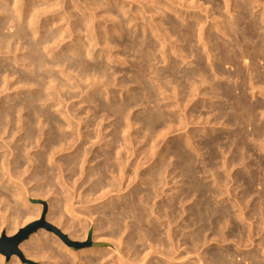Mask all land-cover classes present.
<instances>
[{"label":"bare ground","instance_id":"bare-ground-1","mask_svg":"<svg viewBox=\"0 0 264 264\" xmlns=\"http://www.w3.org/2000/svg\"><path fill=\"white\" fill-rule=\"evenodd\" d=\"M1 1L2 0H0V4ZM18 1L19 0H17L16 2ZM56 1L58 0H55V2ZM134 1L139 2L141 0ZM142 1L139 3L141 4ZM179 1L180 0H176L175 2ZM222 1H224L223 7L218 5L216 8L210 7L211 9H208V6V8L206 9V11L208 10L206 14L209 15L207 17V20H217L216 17H213L211 15H217L218 12H221V10L225 9V15L230 19L232 18V21L228 19V17H225L223 14V17L225 18L223 22L220 20L217 22L214 21L213 24H210L209 22L208 26H206L208 21L204 23L202 18H197V20H194L195 22H185L186 20L185 18L181 17V13H179L178 10H175V8H171L167 9L168 12L170 10L176 15H178L179 13V17L182 18V21H184L186 24L182 23L185 24L182 25L180 24V22L177 23L178 21L176 22L174 20H171L169 22V25L171 27V30H169L170 32L167 29H163V26H161V28H153L149 26L144 27L145 25L141 26L139 22L137 24V21H139L143 17H146L143 15L145 14V8L147 9L146 6L148 5H141L142 7H139L140 5L138 7H130V3L128 5L127 0H84L82 6H79V3H77L78 1L76 0H64L62 2L63 4H59V2H57V4L55 3L54 7L57 8L60 5H63L61 9H63L62 11L64 12V14L63 16H61V11H59L58 13L56 12L57 10H55L56 13L53 12V17L60 18L50 22V25H46L45 23L43 24V22H40L42 19H32V16H29V18L31 17V20L29 19V22H27V15L29 14V12L27 14V7L22 6L21 8V6L19 5L20 7H15L13 8V10H11V7L8 10V7H4L5 5H0V220L3 222H0L2 224L0 225V228L2 226H6L7 235L10 236L12 234H15L28 221L30 222V220L32 219H40L42 217V207L30 206L25 197L31 196L32 198L33 196L39 198L41 197V199L45 198V196L47 197L48 194L51 195L55 187L57 186H60L58 188L62 187V189L65 191L66 194L64 193L65 195L63 197L66 196L64 199L67 204L65 205L64 203V207L66 208L65 210L73 216L74 209L72 208L74 207H72L71 202L73 199V195H78V190H80L81 188L77 186L76 182H74V184L71 182H69L71 184L66 182L67 180L65 177L67 176L64 175L65 165H63L62 163L60 164L59 162H57L58 160H56L57 156L62 153L69 152L72 149L73 154H68L72 155L73 157H70L71 159L65 162L67 164V168H70L69 170L70 173L72 172V174L76 171L74 170L75 168H77L76 166H83L89 162L88 157L90 154H92L93 157L100 159V164L97 166V168H95L96 170L94 176H99L101 180H98L101 184L97 182L98 187L92 189L93 196L95 195V193L99 195L97 192L99 190L101 191L102 189H105V185L111 186L112 191H118V193L122 194L125 189V182L130 180L129 185L126 188L129 190L125 195L126 197L129 196V199L125 201L123 205L121 204L120 206H116L114 204V201L117 198L124 199V196L117 195V198L109 196L110 200L109 198L107 200L109 201V205L104 204L103 208H101L100 206L101 209L99 213H101L102 219L99 221L100 223L96 222V224H98H95L96 227L93 236L95 240H98L100 239V233H103L104 236L110 235L114 239H116V241H114L117 243L112 241V237V240H109H111V243H113L114 245L116 244V246L119 247V250H117V252L119 253L118 257H111L110 255L113 254H111L112 251H102L103 249L100 250L95 248H87L80 253H76L75 251L64 246L61 240L56 235L43 230L38 232L37 234L31 235L28 240L24 241L20 245L19 249L24 257L33 260H41V264H51V262H54L55 264H236L232 260L234 259L233 253H231V251L229 250L226 252H207L206 254L208 255V258L206 254L204 256V254L199 253L197 261H191L192 259L188 257L190 253H198L200 252L201 248L203 249L207 245V243L209 244L211 237L208 236V233H210L209 235L213 236L214 239L219 238L220 240L221 238H223L226 240L228 237L233 236V234L235 235V233L237 232L236 231L232 235H229V232L226 234V232L222 229V226L225 223V220H223V218L227 215H223V208V211L221 210L222 212L216 209L218 207H215V205L217 206L218 203H214L215 199L208 198V195L210 194L213 196V192L216 191V189L214 190V188H210V186H208V184H205V181L203 183L201 179V176L206 175L209 171H206L207 173L204 172V174H202V172L205 171V169H210L204 167V170L203 168L202 170H200V167H196L197 165H195L197 162L194 161L195 157H193V155H195L196 153L199 154L197 150L198 148L196 149L198 145L195 147L191 143V140H186V145H184L183 143L185 147H180L175 150L174 155L179 160V162L176 165H173V171L170 170L171 165H168V162L167 164H162L161 167H156L157 160L160 161L163 158L165 159L166 152H161V150L163 149H161L159 152V147H157L158 145H153L152 148L149 147L151 149L145 154L148 157L150 156L149 159L151 158L154 161L149 164L145 170H142L143 172L145 171L144 173H142L141 169L144 167L143 165L146 166V164L144 163L142 165V161H138L139 157L144 155H141L142 152L140 148H136L135 143H137V138L134 136V133L137 131L135 128L137 127L138 122H136L137 120L133 122V116H131L130 112L135 107L142 105L145 102H149L150 104L153 100L157 99L159 94L163 96V100L159 101L158 104H161L160 102H164V100L170 101L174 99H176L177 103V100L180 101L181 96H183L184 100L181 99V102L184 101L185 104L188 102L190 105L191 102L196 99V97L202 96V92H205V89L209 88L211 89V92H205V94L206 96H209L210 100H216L222 96V98L224 97V99L230 101L228 106L226 105L218 107H215L217 104H215L214 106V103H208L210 106H214L213 108H216V110L218 111L217 116L221 118L226 117L228 119H226L227 122H231L232 124L234 123V125H241V127L246 125L248 126L249 124H251V122L254 121V119L257 117L255 116L256 109L253 105H251L252 102L250 103L247 91L244 88H246V86H249L247 88L250 90L253 88L254 81L263 79L262 74H260L262 77L258 75V71L259 69L264 70V0ZM198 3L199 2L197 0L195 4ZM172 5H174L173 2ZM127 6H129L130 8L128 9ZM149 6H151V4H149ZM198 7L202 9L203 6ZM257 8H260V10L256 11L255 9ZM51 10L54 11L53 9ZM149 10L148 13L151 12ZM224 11H222L221 13H223ZM234 11L235 14H233ZM4 13H6L7 15H5ZM41 14H43V12ZM51 14L52 13H50V15ZM157 14H159L158 11ZM5 20L7 22V26L9 25V27L7 28L8 32H6L5 28L2 27V24ZM13 29L15 30L13 31ZM212 30H216L214 34H212ZM113 33L116 34V37H112L111 34ZM176 36H178L177 40L174 39L175 42H171L172 39ZM152 38H154L155 40L157 39V44L156 42H154L155 40H152ZM182 42L185 43L184 49L179 50L177 46L179 43L181 45ZM174 44L176 45V49L173 50L174 52H171V48ZM120 49H124L126 51L128 50L127 53H129V51L130 53L133 52V62L136 60L135 58H137V62H139V65H136L135 63L134 64L136 69L138 68V71H135L137 75L136 73L134 74L136 76L134 77V79L132 78V81L141 87V89L144 91V95H142L143 92H141L142 96L140 94H137L128 102H120L119 100L111 101L110 99L109 104L107 105H105V102L104 104H102L103 102L100 101L101 99L99 98L100 104H98L97 101L99 96H109L111 95V93H113L112 89L116 90V88H119L124 91L125 88L128 87L125 84V81H121L118 83L116 82V79L111 81L109 78L113 77L112 75L114 74L112 73L110 77L106 75L110 67H108L106 64L99 63L98 60L99 58H101L102 60L107 61L105 62L107 64L112 63L124 65L128 60H126V58H120ZM157 52L162 55V62H165V64L168 65V68L171 67L169 69V72L163 69H159L157 66H155V62L159 60L155 56ZM216 53H220L221 58H217ZM192 56H195L193 57L195 59L198 58V66H195V68H190L189 66L188 69H185L186 67L182 68L181 64L186 62L187 66V62L189 61V59H192ZM219 56L220 55L218 54V57ZM90 60H98L99 64L95 61L97 64L94 63L90 66ZM194 64H196V61ZM226 65H230L231 67L233 66L236 69V72L234 73L239 79H242V81H238L240 84H237V82H235L236 78L233 79V84H224V82H221L225 75L231 76L230 79H232V75L228 74V72L230 71L227 72L225 70ZM111 69L113 68H110V70ZM89 72H91V75L87 74ZM148 74L155 75V77H152V82L148 80ZM247 74L248 76H246ZM164 75L167 76V79L169 78V81L165 80V83L163 82ZM106 76L109 78H107ZM228 76L226 77L228 78ZM171 85L175 86L172 87ZM260 86H262V84ZM85 87H88V90L85 93L86 95L83 92L85 98L83 96L81 100L82 104L86 105L88 101H94L96 95H98L97 100H95L96 105L98 104L96 106L97 108H99L98 111L102 112V114L104 112L105 117L111 115L112 118V116H114L115 130L112 133L113 135L111 134L112 139L109 136L110 134H107V132H105L108 128L105 129V126L103 124H99L102 121L98 123L97 121L99 120L93 121L91 117L86 116V118H82V116L84 115L80 116V113L77 114L78 109H75L77 104L73 106L71 105L72 107L69 105L71 108L68 111L66 109V113L62 112L64 110V107H66L64 106L66 105L65 102L67 103L68 99L71 101V99L76 97L74 91H79L80 89L84 90ZM255 88L256 86L253 89ZM262 89L263 88H261V90ZM169 90L172 91L170 92ZM257 90H260V88ZM25 92H29L30 94L24 99L22 98L19 101H15L16 96L14 95L18 96L21 93L23 94ZM80 94L82 95V91L80 92ZM65 98L66 101L64 100ZM106 99L108 102V97H106ZM177 104H179V102ZM181 104L182 103H180L179 105ZM200 104L202 105L203 103L201 102ZM260 105L258 107V110L260 108ZM162 107H165V105ZM185 107L187 108V106ZM54 110L56 111V113ZM82 110L84 111V108H82ZM211 110L213 109L211 108ZM158 111L160 112V110ZM169 111H171V108ZM183 111L185 112V110ZM75 112L77 113L75 114ZM157 112H151L147 116L146 121L142 125L145 131L147 130L150 133L156 132V124L161 118L165 117V115L164 117L162 116L166 111L163 114H157ZM180 112L182 113V111ZM213 112L215 113L216 111ZM166 113L165 114L168 115V112ZM56 114L63 115V119L60 120L59 118H57L59 116H57ZM96 114H94V116L92 117H94V119H99L100 116ZM262 114H260V117ZM177 116L181 118L179 114ZM184 116L186 118V115ZM105 117L101 116V118L104 119ZM166 117L170 116L168 115ZM221 118L220 121L222 120ZM214 119H217V121L214 120V122H216L217 124L218 117H214ZM175 120L177 121V119ZM165 121L166 120H164V122ZM181 121L182 118L179 121V124ZM95 123H98V128L97 130L95 129V132L93 130V133H91L92 131H89L88 129H90V126L93 127ZM184 123L185 122H181V126L182 124L184 125ZM168 124L166 123L165 126ZM254 125L257 126L256 123ZM170 128L168 127V130ZM160 129H158V131ZM164 129H162V131ZM177 129L178 128H176V130ZM262 131L257 130L256 132L257 134H259V136H261ZM243 132V130L242 132L240 130V134H237V137L238 135L242 136V141L245 137V133ZM159 135L162 136L163 134L161 133ZM248 136L250 137V135ZM203 138L204 140H206L205 137ZM219 138L220 137L218 136L210 137L205 141L206 148L212 149L210 151H213V153L210 154L211 156H215L219 151L221 152V150L217 151L218 149H220V146L222 148ZM256 142L257 141H255V143ZM142 143L143 142H141V144ZM152 144L155 143H153L152 141ZM199 146H201V143ZM187 149H192L193 151L190 152L191 150L188 151ZM192 153L194 154L192 155ZM225 153L227 154V152ZM128 154H130L129 156H131V158L134 157V164L133 162L130 163L131 160L129 159L131 158L127 156ZM219 154L220 153L216 155L218 158L220 157L218 156ZM148 157H146V159ZM10 158H12V160H10ZM210 162L214 163L213 161ZM244 162L245 161H243V163ZM215 163L213 164V169H216L214 168ZM229 164L230 163L228 162L227 164H225V161L224 163H222V165L226 168ZM241 164L242 163H240V165ZM72 165L74 166V169H72ZM222 168L223 167H221L220 169L222 170ZM213 169H211L212 172L214 171ZM232 169L230 170L232 171ZM175 170L179 172V177L176 176V178H181L182 182L181 186L177 188L176 186H173L175 188V191L177 190L176 193L172 192V189L174 188L170 187V177L173 176ZM218 171L219 170L214 172H217L219 174ZM217 173H213L211 177L214 176L215 179H213L214 181L216 180L213 184H217L220 186V184H222L220 182H222L224 178L220 176L222 177L221 179ZM226 173H223L224 176ZM74 174L76 175V173ZM82 174L84 175V173ZM110 175H113V179H111L112 181H106L107 177ZM72 176L73 175L70 174L69 177H67L69 181H71ZM85 176L89 178L90 175L86 174ZM229 176L230 175H228V179H231V177ZM233 178L234 177H232V179ZM63 180H66L65 182L68 184L67 186H72L71 189H73L71 190L69 187L68 190L67 187L63 186ZM226 180H223V183L225 182L227 184L229 180L227 182ZM106 182L108 184H106ZM32 183H35V186L30 188V186L33 185ZM98 184H100V186ZM174 184L178 185V182H175ZM139 186H144V188H139ZM225 188L223 187L224 190ZM211 189L214 191H212ZM70 190L72 191L71 194L68 193ZM170 191L172 192V194H170ZM228 192H226L227 195ZM107 193L105 194L110 195ZM220 193L221 192L219 190L217 198L220 196ZM226 193L224 194L226 195ZM193 195L198 199L194 205L191 204V202H193ZM102 196L103 197L101 200H103L104 198V195ZM230 196L228 195V197ZM105 197L107 198V196ZM158 199H162L160 202L161 204H159ZM10 202L14 203L11 204ZM262 203L263 202H261V204ZM52 205L49 206L50 211L46 219L49 222H53V224H56L58 228L61 227L64 233L73 231L74 234H71L70 238H75L76 235L79 236L81 233L78 235L77 230L79 231L78 228L84 227L85 224L81 226L79 223L80 226L77 225L75 223V220L78 217L76 216V218L73 216L75 218V220L73 219L74 221H63V217L59 216V213L54 212L55 208H53L54 205ZM263 205L264 204H262V206ZM232 206L234 205H231L229 207ZM257 207H254V210H256ZM256 211L253 212L255 213L254 215H257L258 212L256 213ZM233 212L234 211H232V213ZM260 212L261 211H259V213ZM80 213L81 210L80 212H77V214ZM220 213L222 215H219ZM259 213L258 215H260ZM79 216H82V214ZM226 221H228V219ZM261 221L263 222V220ZM230 222L232 223V221ZM93 223L95 222L93 221ZM260 224L262 225L261 222L259 223V226ZM261 227L263 226H260L259 228ZM84 228H86V226ZM84 228L81 229L83 230V232L85 230ZM251 229L252 228H250L249 231L245 229V231L247 232H243L242 229H237L238 233L240 234V236H238L241 237V235H246L247 239L252 243L251 240H255L254 238L256 234L259 233V230L261 229H258L259 232H257L255 228H253L252 230ZM255 232L257 233L255 234ZM105 239L107 238H104L103 240ZM247 239L245 241L246 243ZM254 243L255 241L252 245H254ZM258 244H264V237L261 238V242H259ZM260 245H258V247ZM256 249L259 250V248ZM259 253L260 251L249 254L247 253L244 255V258L245 260H251L252 264H262L264 259L260 260V257L262 255ZM155 258L157 259L156 262L154 261ZM16 259L17 257L14 256L12 258L11 264H20ZM0 264H4V258L2 255H0Z\"/></svg>","mask_w":264,"mask_h":264},{"label":"rangeland","instance_id":"rangeland-1","mask_svg":"<svg viewBox=\"0 0 264 264\" xmlns=\"http://www.w3.org/2000/svg\"><path fill=\"white\" fill-rule=\"evenodd\" d=\"M3 1V2H2ZM1 1V4L2 5H5L4 7H8V10L12 7V9L11 10H13V8H15V7H18L19 5L21 6V8H22V6L23 7H27V14H28V12H29V14L27 15V19H28V21L27 22H29V19L31 20V17L29 18V16H32V19H34V18H36V19H38V20H41L40 22H43V24L45 23L46 25H50V22H52V21H55L56 19H59V18H55V17H53V12H55V10H57L56 12H58L59 13V11H61V13H60V15L61 16H63V14H64V12L62 11L63 9H61L62 7H63V5H60L59 7H54L55 6V3L57 4V2H59V4H63L62 2L64 1V0H58V1H56L55 2V0H45V1H42V0H19L18 2H21V3H18V2H16L17 0H7V2H6V0H2ZM11 1V2H10ZM76 1H78L77 3H79V6H82L83 5V1L84 0H76ZM80 1V2H79ZM142 1V0H141ZM141 1H139V2H141ZM144 1V0H143ZM142 1V3L140 4L139 2H136V1H134V0H127V3H128V5H129V3H130V7H133V6H135V7H138L139 5V7H142V6H146V4L149 6V4H151V6H146L147 7V9L149 10V8H150V10L149 11H151L150 13H148V10L145 8V14L143 15V16H146V17H143L142 19H140V20H142V21H137V24H138V22L141 24V26H144V27H146V26H149V27H153V28H161V26H163V29H167L168 31L169 30H171V27H170V25H169V22L172 20H174V21H178L177 23H179L180 22V24H182V23H185V22H195L194 20H197V18H202V20L204 21V23H206V21H208L207 22V24H206V26H208V23L210 22V24L212 23H214V21L215 22H217V21H224L225 20V18L223 17V14H224V16L225 17H228V16H226L225 15V9H223V10H221V12L222 11H224L223 13H221V12H218V14L217 15H211V16H213V17H216V19L217 20H215L214 19V21H212L211 19L209 20H207V17L209 16L208 14H206V12L208 11H206V9L208 8V6H209V8L208 9H211V8H216L218 5H220L221 7H223L224 5V1H222V0H198V4H195L196 2H197V0H184V2H183V0H180L179 2H175L174 0H147V1H144L143 2ZM157 3H156V2ZM202 1V2H201ZM235 1V0H234ZM15 2V3H14ZM134 2V3H133ZM146 2V3H145ZM172 2H173V4L174 5H172ZM5 3H7V4H5ZM9 3V4H8ZM10 3H11V5H10ZM149 3V4H148ZM153 3V4H152ZM168 3V4H167ZM178 3V4H177ZM0 4V5H1ZM17 5V6H15V5ZM54 4V5H53ZM132 4V5H131ZM190 4V5H189ZM203 4V5H202ZM205 4V5H204ZM234 4H235V2H234ZM8 5V6H7ZM142 5V6H141ZM166 5V6H165ZM187 5H189V6H187ZM203 6L202 7V9L201 8H199L198 6ZM212 5V6H211ZM19 6V7H20ZM129 6H127V8L129 9L130 7ZM175 6V7H174ZM185 6V7H184ZM30 7V8H29ZM54 7V8H53ZM152 7V8H151ZM164 7V8H163ZM167 7H170V8H167ZM211 7V8H210ZM20 8V9H21ZM49 8V9H48ZM153 8H155V9H153ZM171 8H175V10H178L179 11V13H181V17H183V18H185V22L184 21H182L183 19L182 18H180L179 16H180V14L178 13V15H176V14H174V13H172L170 10H169V12H168V10L167 9H171ZM191 8V9H190ZM30 9H31V11H30ZM36 9H37V11H36ZM51 9H53L54 11H52ZM61 9V10H60ZM166 9V10H165ZM193 9V10H192ZM23 10V9H22ZM146 10H147V12H146ZM152 10H154V11H152ZM158 11V13L159 14H157V11ZM160 10V11H159ZM234 10H235V7H234ZM256 11H258V10H260V8H257V9H255ZM35 11H36V13H35ZM41 11V12H40ZM144 11V10H143ZM43 12V14H41ZM55 12V13H56ZM154 12V13H153ZM194 12V13H193ZM33 15H32V14ZM50 13H52L51 15H50ZM221 13V14H220ZM5 15H7L6 13H4ZM35 14V15H34ZM40 14V15H39ZM146 14H148V15H146ZM162 14V15H161ZM165 14V15H164ZM233 14H235V11H234V13ZM36 15H37V17H36ZM150 15V16H149ZM184 15V16H183ZM198 15V16H197ZM34 16V17H33ZM39 16V17H38ZM41 16V17H40ZM166 18H165V17ZM175 16V17H174ZM221 16V17H220ZM154 17V18H153ZM153 18V19H152ZM195 18V19H194ZM222 20H221V19ZM148 19H150V20H148ZM170 19V20H169ZM228 19H230L229 17H228ZM227 19V20H228ZM235 19V18H234ZM169 20V21H168ZM188 20V21H187ZM231 21H232V18L230 19ZM145 21V22H144ZM182 21V22H181ZM155 22V23H154ZM164 22V23H163ZM7 22H6V20L3 22V24H2V27L3 28H5V31L6 32H8V27H9V25L7 26V24H6ZM148 23H149V25H148ZM157 23V24H156ZM160 23V24H159ZM154 24V25H153ZM186 24V23H185ZM185 24H182V25H185ZM50 27V26H49ZM15 29H13V31H14ZM215 31L216 30H212V34H214L215 33ZM170 32V31H169ZM210 34H211V32H210ZM112 35V37H116L115 35L116 34H111ZM114 35V36H113ZM173 36H175V35H173ZM177 38H178V36H176V37H174L173 39H172V41L171 42H175V40H177ZM175 39V40H174ZM152 40H155L154 38H152ZM154 42H156V44H157V39L154 41ZM184 44L185 43H183L182 42V44L180 45V43L178 44V49L179 50H183L184 49ZM172 47V46H171ZM172 48H174V49H172ZM171 48V52H174L173 50H175L176 49V45L174 44L173 45V47ZM123 50V51H122ZM125 51V52H124ZM128 51V50H127ZM127 51L126 50H124V49H120V58H126V60H128L127 61V63L126 64H124V65H118V64H112V63H109V64H107V63H105V62H107V61H105V60H102L101 58H99L98 60H99V63H103V64H106L108 67H110V68H113V69H111L110 70V68H109V70H108V72H107V74L106 75H108L109 77L112 75V73L114 74V75H112L113 77H111V78H109V77H107V78H109L111 81H113V80H115L116 79V82L118 83V82H124L125 81V84L128 86V87H126L125 88V90L124 91H122L121 89H119V88H116V90L115 89H112V92L113 93H111V95H109V96H105V97H103V96H99L98 97V104H100V101H102L103 103L102 104H104V102H105V105H107V104H109V100L111 99V101L112 100H115V101H120V102H128L129 100H131L133 97H135L137 94H142L141 92H143V94L142 95H144V91L141 89V87L140 86H138L137 84H135L132 80L134 79V77L137 75V71H138V68L136 69V67H135V64L136 65H139V62H137V58H135L136 60L133 62V59L132 58H134L132 55H134V54H132V53H130V51H129V53L131 54H129V53H127ZM98 53H100V52H98ZM218 54L220 55L219 57H218ZM155 56L159 59H157L158 61L157 62H155L156 63V65L155 66H157L159 69H163V70H165V71H167V72H169V69L171 68V67H169L168 68V65L167 64H165V62L163 63L162 61V55H160L159 54V52H157L156 54H155ZM161 56V57H160ZM160 57V58H159ZM193 57H195V56H192L191 58V60L189 59V61L187 62L188 63V65L186 66V62L185 63H179V64H181V66H182V68H185V69H188L189 68V66H190V68H195V66H198L197 64H198V58H193ZM216 57L217 58H221V54L220 53H216ZM130 59V60H129ZM98 60H94V61H89V64H90V66L91 65H93L94 63H98ZM161 60V61H160ZM196 61V64H194L195 63V61ZM96 61V62H95ZM102 61V62H101ZM131 61V62H130ZM130 62V63H129ZM181 62V61H180ZM190 62V63H189ZM96 63V64H97ZM98 63V64H99ZM133 63V64H132ZM135 63V64H134ZM133 66H132V65ZM158 64V65H157ZM160 64V65H159ZM191 64V65H190ZM193 64V65H192ZM162 65V66H161ZM171 66V65H170ZM132 67H134V68H132ZM157 67H155V68H157ZM225 70L228 72V71H230V72H228V74L230 75H232V79H230L231 78V76H228V75H225L224 77L226 78H224L223 77V79H222V83L224 82V84L226 83V84H233V79H235V82H237V84H240L238 81H242V79H239L237 76H236V74L234 73V72H236L235 70V68L232 66H228V65H226L225 66ZM129 69V70H128ZM136 69V70H135ZM262 70V71H261ZM116 71V72H115ZM136 71V72H135ZM259 74L258 75H260V74H262V76H263V79H264V70L263 69H259ZM257 72V73H258ZM136 73V75H134ZM87 74H90L91 75V72H89V73H87ZM255 75V74H254ZM257 75V74H256ZM226 76H228V78L230 79H228ZM233 76H234V78H233ZM246 76H248V74L246 75ZM261 76V75H260ZM261 76V77H262ZM115 77V78H114ZM152 77H155V75H153V74H148V80H150L151 82H152ZM133 78V79H132ZM127 81H126V80ZM263 79L262 80H256V81H254L253 82V88L256 86V88L257 89H259L260 88V90H261V88H263L264 89V81H263ZM165 80H168L169 81V78L167 79V76L166 75H164V77H163V82L165 83ZM226 80V81H225ZM262 81V82H261ZM167 82V81H166ZM234 82V83H235ZM259 82H261V83H259ZM156 84V83H155ZM254 84H255V86H254ZM262 84V86H260ZM125 85V86H126ZM176 85V84H175ZM175 85H171L172 87L173 86H175ZM87 86H88V84H87ZM170 86V87H171ZM171 87V88H172ZM247 87H249V86H246V88H244L246 91H247V95H248V99H249V101H250V103H251V105H253L254 107H255V109H256V115L255 116H257L255 119H254V121H255V123L257 124V126L256 125H254L255 123H254V121L253 122H251V124H253V125H251V124H249L248 126L246 125V126H242L241 127V125L239 126V125H237V124H235L234 125V123L232 124L231 122L229 123V122H227V118L225 117H219V116H217L218 115V111L216 110V108H213L214 106H215V104H217L215 107H218V106H228L229 105V103H230V101H228L227 99H224V97L222 98V96L221 97H219L218 99H212V100H210V98H209V96L207 95L206 96V94H205V92L206 93H210L211 91V89H205L206 91L203 93L202 92V96H198V97H196V99L193 101V102H191V104L189 105V103L187 102L186 104H185V102L184 101H182L181 102V99L182 100H184V98H183V96H181V98H180V101H178L177 100V103L179 102V104L180 103H182L181 105H179V104H177L176 103V99H174V100H170V101H165L164 100V102H160L161 104H158V102L159 101H162L163 100V96L161 95V94H159L158 95V97H157V99H155V100H153L150 104H149V102H145V103H143L142 105H139V106H137V107H135L132 111H130L131 112V116H133V122L134 121H136V122H138L137 124V127L135 128L137 131L134 133V136L137 138V143H135V145H136V148L138 147V148H140V150H141V155H144V156H140L139 157V159H138V161L139 162H141L142 161V165L145 163L146 164V166L145 165H143L144 167L141 169V172L142 173H144L142 170H145L146 168H147V166L149 165V164H151L154 160L153 159H149V157L148 156H146V154L145 153H147L151 148H152V146L153 145H155V146H157V147H159V152H160V150L161 149H163V150H161V152L162 151H164V153H165V159L163 158L162 160H157V164H156V167L157 166H159V167H161L162 166V164H167V162H168V165H171V167H170V170H172L173 171V165H176L178 162H179V160L175 157V150H177V148H180V147H185L184 145H186V143H187V141L188 140H191L192 142V144H193V146H197L196 147V149L198 150V153L199 154H195V155H193L194 153H192V155H193V157H195L194 158V161L195 162H197L195 165H197L196 167H200L199 169L200 170H202V168H203V170L205 169V168H209L210 170L211 169H213L212 167H213V164L216 162L217 163V165L219 166H217L216 165V163H215V165H214V168H216V169H213L214 171H217V170H219L218 172H219V174L217 173V172H212V170L210 171V170H208V169H205V171H203L202 172V174H204V172H206L205 174L206 175H202L201 176V179H202V182L204 183V181L206 182L205 184H208V186H210V188H214V190L216 189V191H217V193H216V191H214V190H212V191H214L213 193V196L210 194V195H208V198H211V199H215V201L214 200H212V201H214V203L216 204V202L218 203L217 204V206L215 205V207H218V208H216L217 210H220V212H222L223 211V209H224V211L222 212L223 213V215L224 216H226V217H224L223 218V220H225V223L223 224V222H222V224H223V226H222V229L226 232V234L228 233L229 235H232L233 233H235L236 231V233H235V235L233 234V236H231V237H228L226 240L225 239H223V238H221L220 240H219V238H215L214 239V237L213 236H211V235H209L210 233H208V236H210L211 238H210V242H209V244L207 243V245L202 249H200V252H198V253H195V252H192V253H190L189 255H188V257L189 258H191L190 260L191 261H197V258H198V254L200 253V254H204V256H205V254L207 253V252H214V251H219V252H223V251H231V253H233V256H234V259H232L236 264H242L243 262V264H252V261L250 260H245V254H249V253H253V252H259L260 251V253L259 254H261L262 256H264V244L263 245H260V244H258L259 242H261V238L262 237H264V216H262V215H264L263 214V207H264V205L262 206V204H264V135H263V131H264V90L262 91H260V90H257L256 88L255 89H253V91H252V89H248ZM259 87V88H258ZM251 88V87H250ZM127 89H129V90H127ZM81 90V89H80ZM78 91V90H75L74 91V93H75V95H76V97L75 98H73V99H71V101L68 99V101H67V103L65 102V104L66 105H64V106H66V107H64V110L62 111V112H64V113H66L73 105H76V110H77V112H75V114L77 113V114H79L80 116H82V115H84V116H82V118H86V116L87 117H91V119H93V121L94 120H99V121H97L98 123L100 122V121H102V122H100L99 124H103L104 126H105V129H107L105 132H107V134H110L109 136L111 137V139H112V136H111V134L114 132V130H115V127H114V120H115V118H114V116H112V118H111V115H109V116H106L105 117V113L103 112V114H102V112H100V111H98V109L99 108H97L96 106L98 105H96V103H95V100H97V96L98 95H96V97H95V100L94 101H88V103H86V105H84V104H82V102H81V100H82V98H83V96H84V98H85V93L87 92V90H88V87H85L84 88V90H81L82 91V95L80 94V92L81 91ZM77 91V92H76ZM131 91H132V93H131ZM140 91V92H139ZM170 91V90H169ZM172 91V90H171ZM170 91V92H171ZM249 91H252V92H249ZM83 92H84V94H83ZM122 92V93H121ZM115 93V94H114ZM249 93V94H248ZM251 93V94H250ZM30 93L29 92H25V93H21L20 95H14V96H16L15 97V101H19L20 99H24L26 96H28ZM80 94V95H79ZM123 94V95H122ZM207 97H205L204 95ZM253 94V95H252ZM117 95V96H116ZM141 95V96H142ZM13 96V97H14ZM78 96H79V98H78ZM253 96V97H252ZM106 97H108V102H107V99H106ZM118 97V98H117ZM203 97H205V98H203ZM101 100H100V99ZM120 98V99H119ZM198 98V99H197ZM209 98V99H208ZM75 99V100H74ZM104 99V100H103ZM106 99V100H105ZM65 101H66V98L64 99ZM100 100V101H99ZM173 101V102H172ZM210 101V102H209ZM214 101V102H213ZM228 101V102H227ZM167 102V103H166ZM175 102V103H174ZM203 103L202 105L200 104V103ZM205 102V103H204ZM207 102V103H206ZM214 103V106H210L208 103ZM194 103V104H193ZM82 104V105H81ZM156 106H155V105ZM174 104H175V106H174ZM185 104V105H184ZM188 104V105H187ZM197 104V105H196ZM200 106H199V105ZM219 104V105H218ZM261 104V105H260ZM71 107H70V106ZM165 105V107H162V106H164ZM170 105V106H169ZM204 105V106H203ZM207 105V106H206ZM259 105H260V108H259V110H258V107H259ZM157 106H158V108H157ZM172 106H173V108H172ZM179 108H178V107ZM184 106V107H183ZM185 106H187V108L185 107ZM206 106V107H205ZM210 106V107H209ZM262 106V107H261ZM154 107H155V109H157V110H155L154 109ZM162 109H160V108ZM184 109H183V108ZM196 107V108H195ZM208 107V108H207ZM82 108H84V111L82 110ZM152 108V109H151ZM163 108H164V110L166 111V112H168V115L170 116V117H166V116H168V115H166L167 113L163 110ZM170 108H171V111H169L170 110ZM178 110H176V109ZM211 108L213 109V110H211ZM66 109H67V111H66ZM197 109V110H196ZM263 109V110H262ZM75 110V111H76ZM158 110H160V112L158 111ZM168 110V111H167ZM183 110H185V112L183 111ZM196 110V111H195ZM263 112H262V111ZM55 111V110H54ZM84 113H83V112ZM158 111V112H157ZM161 111H163V112H161ZM180 111H182V113L180 112ZM213 111H216L215 113L213 112ZM259 111V112H258ZM261 111V112H260ZM61 112V113H62ZM90 112V113H89ZM144 112V113H143ZM145 112H146V114H145ZM151 112H157V114H163L164 112L166 113H164L163 114V116L162 117H164V115H165V117L164 118H161L158 122H157V130H156V132L158 131V129H160L157 133L156 132H154V133H150L149 131H145L144 130V127H142V125H143V123L146 121V119H147V116L151 113ZM189 112H192V113H189ZM213 112V113H212ZM55 113H56V111H55ZM98 114V116H100V118H101V116L102 117H105V119L104 118H96V119H94V117H92V116H94V114ZM181 113V114H180ZM184 113V114H183ZM262 114L261 115V117H260V114ZM96 114V115H97ZM140 116H139V115ZM179 114V116L182 118V121L181 122H185L184 123V125L182 124V126H181V122H180V124H179V121L181 120V118H179L177 115ZM213 114V115H212ZM216 114V115H215ZM57 116H59V117H57V118H59L60 120H62L63 119V115H61V114H56ZM184 115H186V118L188 119H186L185 118V116ZM191 115V116H190ZM62 116V117H61ZM173 116V117H172ZM178 118H177V117ZM183 116V117H182ZM190 116V117H189ZM108 117V118H107ZM137 117V118H136ZM175 117V118H174ZM214 117H218V122H217V124H216V122H214ZM168 118V119H167ZM169 118H171V119H169ZM172 118H174V119H172ZM189 118H191V119H189ZM194 118V119H193ZM220 118L222 119L221 121H220ZM104 119V120H103ZM175 119H177V121L175 120ZM179 119V120H178ZM184 119H186V120H184ZM227 119V120H226ZM164 120H166L165 122H164ZM171 120V121H170ZM189 120H191V121H189ZM193 120V121H192ZM208 120V121H207ZM162 123H161V122ZM190 123H189V122ZM215 121H217V119L215 120ZM223 121V122H222ZM172 122V123H171ZM196 122V123H195ZM211 122V123H210ZM213 122H214V124H213ZM98 123H95V125L92 127V126H90L89 128L90 129H88L89 131H92L91 133H93V130H94V132H95V129L97 130V128H98ZM168 124V125H166L165 126V124ZM177 123V124H176ZM187 123V124H186ZM110 124H112V125H110ZM139 124H141V125H139ZM192 124V125H191ZM206 124V125H205ZM212 124V125H211ZM231 124V125H230ZM164 125V126H163ZM172 125V126H171ZM196 125V126H195ZM210 125H211V127H210ZM217 125V126H216ZM234 125V126H233ZM238 127H237V126ZM96 126V127H95ZM141 126V127H140ZM181 126V127H180ZM185 126V127H184ZM214 126H216V127H214ZM252 126V127H251ZM255 126V127H254ZM259 126V127H258ZM92 127V128H91ZM159 127V128H158ZM162 127H164L165 129H167V130H165L164 128H162ZM168 127L170 128L169 130H168ZM229 127V128H228ZM240 127V128H239ZM244 127H245V129H244ZM263 129V131H262V129ZM176 128H178L177 130H176ZM205 128V129H204ZM254 128V129H253ZM259 128V129H258ZM86 129V128H85ZM162 129H164L163 131H162ZM187 129V130H186ZM255 130V131H253V130ZM260 130V131H262L260 134H261V136H259V134H257V130ZM171 130V131H170ZM182 130H183V132H182ZM185 130V131H184ZM198 130V131H197ZM240 130H241V132H242V130L244 131L243 133H245V137H244V140L242 141L241 140V135H238V137H237V134L239 133L240 134ZM144 131V132H143ZM165 131V132H164ZM238 131V132H237ZM252 131V132H251ZM145 132H146V134H145ZM164 132V133H163ZM167 132V133H166ZM181 132V133H180ZM189 132V133H188ZM150 133V134H149ZM163 134L162 136H160L159 134ZM172 133V134H171ZM174 133V134H173ZM234 133V134H233ZM252 133V134H251ZM254 133V134H253ZM256 133V134H255ZM145 134V135H144ZM148 134V135H147ZM165 134V135H164ZM113 135V134H112ZM154 135V136H153ZM157 135H159V136H157ZM169 135V136H168ZM206 135V136H205ZM207 135H208V137H207ZM235 135V136H234ZM248 135H250V137L248 136ZM252 135V136H251ZM255 135V136H254ZM256 135H257V137H256ZM262 135H263V139H262ZM145 136H146V138H145ZM199 136V137H198ZM215 136H218V137H220L219 139H220V142H221V144L220 145H222V148H221V146H220V149H218L217 151H219V150H221V152L219 151L218 153H220L218 156H220L219 158L216 156L218 153H216V155L214 156V155H210V154H212L213 153V151H210V150H212V149H209V148H206V144H205V141L208 139V138H210V137H215ZM233 136V137H232ZM254 136V137H253ZM161 137V138H160ZM164 137H165V139H164ZM188 137V138H187ZM191 139H190V138ZM203 137H205V139L206 140H204V138ZM227 137H228V139H227ZM253 137V138H252ZM139 139V140H138ZM159 139V140H158ZM249 139V140H248ZM262 139V140H261ZM151 140V141H150ZM185 140V141H184ZM187 140V141H186ZM194 140V141H193ZM204 140V141H203ZM233 140V141H232ZM235 140V141H234ZM248 140V141H247ZM140 141V142H139ZM152 141H153V143H155V144H152ZM155 141V142H154ZM164 141V142H163ZM255 141H257L256 143H255ZM136 142V141H135ZM138 142H139V144H138ZM141 142H143L142 144H141ZM147 142V143H146ZM156 142H158V143H156ZM199 142V143H198ZM219 142V143H220ZM234 142H235V144H234ZM240 142V143H239ZM251 142V143H250ZM159 143H161V144H159ZM181 143V144H180ZM183 143H184V145H183ZM200 143H201V146H199L200 145ZM203 143V144H202ZM253 143H255V144H253ZM148 144V145H147ZM157 144V145H156ZM171 144V145H170ZM195 144V145H194ZM205 144V145H204ZM161 145V146H160ZM170 145V146H169ZM242 147H241V146ZM244 145H245V147H244ZM249 147H248V146ZM251 146H252V148H251ZM254 146V147H253ZM256 146V147H255ZM260 146V147H259ZM149 147H151V148H149ZM156 147V148H157ZM200 147V148H199ZM114 148V147H113ZM137 148V149H138ZM170 148V149H169ZM206 148V149H205ZM227 148V149H226ZM256 148V149H255ZM261 148V149H260ZM166 149V150H165ZM195 149V150H196ZM208 149V150H207ZM223 149V150H222ZM143 150V151H142ZM147 150V151H146ZM157 150V149H156ZM188 151H190V152H192L193 150L192 149H187ZM199 150H200V152H199ZM245 150V151H244ZM250 150V151H249ZM257 150V151H256ZM258 150H260V151H258ZM145 151V152H144ZM170 151V152H169ZM224 153H223V152ZM236 151V152H235ZM244 151V152H243ZM249 151V152H248ZM262 151V152H261ZM202 152V153H201ZM211 152V153H210ZM225 152H227V154L225 153ZM73 154V149L72 150H70L69 152H66V153H62V154H60L59 156H57L56 158V160H58L57 162H59L60 164L62 163L63 165H67L65 162H67V161H69L73 156L72 155H69V154ZM130 153V152H129ZM200 153H201V155H200ZM229 153V154H228ZM236 154V155H234V154ZM241 153V154H240ZM249 153V154H248ZM203 154V155H202ZM226 154V155H225ZM130 154H128L127 156L129 157V158H131V156H129ZM225 155V156H224ZM244 155V156H243ZM259 155V156H258ZM197 156V157H196ZM71 157V158H70ZM146 157H148L147 159H149V160H147L146 159ZM211 157V158H210ZM231 157V158H230ZM233 157H235V158H233ZM215 160H214V159ZM218 158V159H217ZM224 158V159H223ZM226 158V159H225ZM247 158V159H246ZM62 159V160H61ZM67 159V160H66ZM167 159H168V161H167ZM206 159V160H205ZM228 159V160H227ZM10 160H12V158H10ZM88 160H89V162L88 163H86L85 165H83V166H81V165H79V166H76L77 168H75L74 169V166L72 165V169H74V170H76L74 173H76V175L73 173L72 174V172L70 173V168H67V166H66V169H65V166H64V175L65 176H67V177H69V175L71 174V175H73L72 176V179H71V181H69L68 180V178L67 177H65L66 178V180H63V186H65V187H67L68 188V190H69V187L67 186L68 184L67 183H69V182H71V183H73L74 184V182H76V184H77V186H79V188H81L80 190H78L79 192H78V195L77 194H74L73 195V199H72V202H71V205H72V207H74V208H72V209H74L73 210V216L75 217H80L79 219L77 218L76 220H75V218L70 214V213H68L65 209V205L67 204L66 202H65V197H63L66 193H65V191L62 189V187L61 188H58V187H60V186H57V187H55V189H54V191H53V193L50 195V194H48L47 195V197L45 196V198H42L41 199V197L39 198V197H33L32 196V198H31V196L29 197V196H26L25 197V199H26V201L28 202V204H30V206H32V207H39V206H41L42 207V217L44 216V219H45V222H47L48 224H50L51 226H53V227H55V228H57L58 230H60L61 231V233L63 234V235H65L66 237H67V239L70 241V242H72L73 244H78L79 246H74V245H71L70 243H68L67 241H65L59 234H57L56 232H54V231H52V230H49V229H47V228H41L39 231H37L35 234H37L38 232H40V231H46V232H48V233H53L54 235H56L60 240H61V242H62V244L64 245V246H66L67 248H69V249H71V250H73V251H75L76 253H80L81 251H83V250H86L87 248L88 249H91V248H95V249H100V250H102V251H112L111 252V254L112 255H110L111 257H118V255H119V253L117 252V250H119V247L118 246H116V244L114 245L113 243H111L110 241L112 240V236H110V235H105L104 236V234L103 233H100L101 235L99 236V238L100 239H98V240H95V238L93 237L94 236V231H95V227H96V225L98 224V223H100L99 221L102 219V215H101V213H99V211H100V209L101 208H103V205L105 204V205H109V201H107L108 200V198H109V200H110V197H115V198H117V195H122V196H124L123 198L124 199H122V198H117L115 201H114V204L117 206V205H123L124 203H125V201H127L129 198V196H125L127 193H128V190L129 189H126L127 187H128V185H129V181H127V182H125V184H124V187H125V189H124V191L122 192V194H120V193H118V191H112V188H111V186H107V185H105L106 187H105V189H102L101 191L99 190L97 193L101 196V198H100V196L99 195H97L96 193H95V195L93 196V194H92V189L93 188H96V187H98L97 186V182H99V180L98 179H100L99 178V176H94V174H95V168H97V166L100 164V159H98V158H96V157H93L92 156V154H90L89 155V157H88ZM129 160H131V162L130 163H132L133 162V164L135 163L134 162V157H132L131 159H129ZM165 160V161H164ZM217 160V161H216ZM223 160V161H222ZM234 160V161H233ZM63 161H64V163H63ZM151 161V162H150ZM159 161V162H158ZM210 161H213L214 163H212V162H210ZM224 161H225V164H227V162L228 163H230L229 165H228V167L226 168L225 166H223L222 165V163H224ZM233 161V162H232ZM239 161V162H238ZM242 161V162H241ZM243 161H245L244 163H243ZM234 162H236V163H234ZM260 162H261V164H260ZM263 162V163H262ZM160 163H161V165H160ZM210 163H212V164H210ZM240 163H242L241 165H240ZM139 164H141V163H139ZM221 164V165H220ZM237 164V165H236ZM212 165V166H211ZM235 165H236V167H235ZM262 165V166H261ZM207 166V167H206ZM215 166H217V167H215ZM231 168H230V167ZM232 166H233V169H232ZM244 166H246V167H244ZM260 166V167H259ZM83 167H84V169H83ZM158 167V168H159ZM205 167V168H204ZM211 167V168H210ZM221 167H223L222 168V170L220 169ZM246 168V169H245ZM263 168V169H262ZM68 169V170H67ZM84 171H83V170ZM230 169H232V171L230 170ZM249 169V170H248ZM156 170V169H155ZM223 170H224V172H223ZM227 170V171H226ZM230 170V171H229ZM83 171V172H82ZM212 172V173H211ZM220 172H221V175H220ZM227 172V173H226ZM82 173H84V175L82 174ZM175 173V174H174ZM173 173V176H171L170 177V181H171V188H174L175 186H176V188L177 187H179V186H181V184H182V182H181V178H178L179 177V172L178 171H176L175 170V172ZM210 173V174H209ZM213 173H217L218 174V176L220 177V176H222L224 179L223 180H226V182L228 181V183L227 184H229V185H227L225 182V184L227 185H225L224 183H223V180H222V182H220V183H222L223 184V186H222V184H220V186L219 185H215V184H213L215 181H214V179H215V177L213 176V177H211V175H213ZM223 173H226L225 174V176H224V174ZM231 173V174H230ZM86 174H88V175H90L89 176V178L88 177H86L85 175ZM75 175V176H74ZM92 175V176H91ZM228 175H230L229 177H231V179L229 178L228 179ZM254 175V176H253ZM80 176V177H79ZM176 176H178L177 178H176ZM227 176V177H226ZM78 177H79V180H78ZM82 177V178H81ZM175 177V178H174ZM211 177V178H210ZM222 177H220L221 179H222ZM232 177H234L233 179L235 180H233L232 179ZM251 177V178H250ZM254 177H255V179H254ZM261 177V178H260ZM262 177H263V179H262ZM214 178V179H213ZM111 179H113V175L111 176H108L107 177V179H106V181L107 180H109V181H112ZM178 179V180H177ZM250 179V180H249ZM101 180V179H100ZM232 182H231V181ZM254 182H253V181ZM67 183H66V182ZM109 181H108V183H109ZM253 183H252V182ZM256 181V182H255ZM175 182H178V185L176 184H174ZM181 182V183H180ZM251 182V183H250ZM71 183H69V184H71ZM100 183V182H99ZM107 182H106V184H108ZM126 183H128V184H126ZM33 184V185H32ZM31 185L32 186H30V188H32V187H34L35 186V183H32ZM101 184V183H100ZM100 184H98L99 186H100ZM214 185V187H213V185ZM250 184V185H249ZM259 184H261V185H259ZM127 185V186H126ZM226 186V188H225V186ZM174 186V187H173ZM218 186H219V188H218ZM229 186V187H228ZM72 187V186H71ZM71 187H70V189H71ZM217 187V188H216ZM223 187L225 188V190L223 189ZM231 187H232V189H231ZM139 188H144V186L142 187V186H139ZM229 188V189H228ZM260 188V189H259ZM73 189V188H72ZM71 189V190H72ZM100 189V188H99ZM227 189H228V191H227ZM58 192H57V191ZM69 191L68 193H72V191ZM174 190V191H173ZM219 190H220V196L219 197H222V198H217V196H218V192H219ZM254 190V191H253ZM74 191V190H73ZM177 191V190H176ZM176 191H175V188L174 189H172V192H175L176 193ZM107 192H110V193H107ZM114 192V193H113ZM171 192V191H170ZM172 192L170 193V194H172ZM226 192H228V195L230 196V195H232V196H230V197H228V195H227V193ZM65 193V194H64ZM89 193V194H88ZM104 193V194H103ZM105 193H107V194H110V195H106ZM224 193H226V195L224 194ZM54 194V195H53ZM83 194V195H82ZM104 195V198H103V200H101L102 199V195ZM215 194H216V198H215ZM250 194H251V197H250ZM259 194V195H258ZM29 195V194H28ZM62 195V196H61ZM81 195V196H80ZM97 195V196H96ZM223 195V196H222ZM49 196V197H48ZM56 196V197H55ZM93 196V197H92ZM105 196H107V198L105 197ZM110 196V197H109ZM194 196V195H193ZM210 196V197H209ZM248 196V197H247ZM86 197V198H85ZM90 197V198H89ZM226 197V198H225ZM83 200H82V199ZM127 198V199H126ZM244 198H245V201H247V202H245L244 201ZM259 198V199H258ZM79 199V200H78ZM81 199V200H80ZM119 199V200H118ZM218 199V200H217ZM236 199V200H235ZM256 199V200H255ZM262 199V200H261ZM61 200V201H60ZM87 202H86V201ZM99 200V201H98ZM101 200V201H100ZM122 200V201H121ZM161 200L162 199H158V201H159V204H161L160 202H161ZM198 199L196 198V196H194V197H192V201L193 202H191V204L192 205H194L195 203H196V201H197ZM63 201V202H62ZM85 201V202H84ZM243 203H242V202ZM250 201V202H249ZM260 201V202H259ZM57 204H56V203ZM84 202V203H83ZM122 202V203H121ZM234 202V203H233ZM239 202V203H238ZM245 202V203H244ZM261 202H263L262 204H261ZM11 204H13L14 202H10ZM51 203V204H50ZM64 203H65V205H64ZM86 203V204H85ZM103 203V204H102ZM224 203V204H223ZM238 203V204H237ZM242 203V204H241ZM44 204H46V212H45V206H44ZM50 204V205H49ZM54 206H53V205ZM236 204V205H235ZM244 204V205H243ZM53 206V208H55L54 210V212H57V213H59L58 215L59 216H62L63 217V221L64 220H75V223L77 224V225H79V223H80V225L82 226L83 224H85V226H86V228H84V227H82V228H84L85 230H84V232H83V230H81L82 228H78L79 229V231L77 230V233H78V235L79 236H77L76 235V237L78 238H74V237H72V238H70V235L71 234H74V232L73 231H69V232H63L62 231V229H61V227L60 228H58L57 226H56V224H53V222L51 223V222H49L46 218L48 217V215H49V211H50V207L49 206ZM55 205H57V206H55ZM58 205H59V207H58ZM63 205V206H62ZM191 205V206H192ZM231 205H234V206H232V207H229V206H231ZM249 205V206H248ZM100 206H101V208H100ZM226 206H228V207H226ZM256 208L257 206V211L256 210H254L255 208ZM62 207V208H61ZM233 207H234V209H233ZM247 207V208H246ZM252 207V208H251ZM261 208V210H260V208ZM64 208V209H63ZM220 208V209H219ZM223 208V209H222ZM259 208V209H258ZM58 209V210H57ZM76 209V210H75ZM87 211H86V210ZM233 209V210H232ZM242 209V210H241ZM263 209V210H262ZM80 210H81V213L80 214H77V212H80ZM222 210V211H221ZM225 210H229V211H231V212H227V211H225ZM239 210V211H238ZM252 210V211H251ZM256 211V213L258 212L259 213V211H263L262 212V215H261V212L259 213L260 215H258V213H257V215H258V217H257V215H254L255 213H253L254 211ZM60 211V212H59ZM63 211V212H62ZM82 211H84V212H82ZM232 211H234L233 213H232ZM242 211H243V213H242ZM67 212V213H66ZM88 212H89V215H88ZM10 213V212H9ZM8 213V214H9ZM64 213V214H63ZM226 213H228V214H226ZM229 213H231V214H229ZM82 214V216H79V215H81ZM233 214V215H232ZM246 214V215H245ZM248 214V215H247ZM84 215V216H83ZM87 215V216H86ZM91 215V216H90ZM219 215H222L221 213L219 214ZM238 215H243V216H238ZM252 215V216H251ZM254 215V216H253ZM229 216V217H228ZM237 216H238V218H237ZM256 216V217H255ZM261 216V217H260ZM42 217L40 218V219H32V220H30V222L28 221L25 225H23L20 229H22V228H24V227H26L27 225H29V224H31V223H33V222H36V221H41L42 220ZM90 217V218H89ZM92 217V218H91ZM95 217V218H94ZM215 217V216H214ZM243 217H245V218H243ZM249 217V218H248ZM72 218V219H71ZM228 219V221H226L227 219ZM231 218V219H230ZM247 218V219H246ZM255 218V219H254ZM258 218V219H257ZM263 218V219H262ZM233 219V220H232ZM239 219V220H238ZM247 221H246V220ZM249 219V220H248ZM253 219V220H252ZM73 220V221H74ZM232 221V223L230 222V221ZM235 220V221H234ZM243 222H242V221ZM258 220V221H257ZM261 220H263V222L261 221ZM62 221V222H63ZM86 221V222H85ZM88 221V222H87ZM93 221L95 222V223H93ZM0 222L1 223H3L1 220H0ZM96 222H98L97 224H96ZM251 222V223H250ZM262 223V225L260 224V226H263V227H261V228H259L260 226H259V223ZM0 223V225H2ZM96 224V225H95ZM229 224V225H228ZM238 224V225H237ZM79 225V226H80ZM94 225V226H93ZM225 225V226H224ZM246 225V226H245ZM259 226V227H257V226ZM228 226H229V228H228ZM250 226V227H249ZM256 226V227H255ZM237 227V228H236ZM239 227V228H238ZM248 227H249V229H248ZM7 227L6 226H2L1 228H0V238H1V235L3 234V233H6V235H7V229H6ZM226 228V229H225ZM234 228H236V229H234ZM244 228V229H243ZM250 228H255V230H257V232H259V233H257V232H255V234H256V236H255V240H251L252 241V243L250 242V240H248L247 239V236L246 235H244V236H242L241 235V237H239L240 236V234L238 233V230H241L242 229V231L244 232L245 231V229H247V231H249L250 230ZM257 228V229H256ZM19 229V230H20ZM234 231H233V230ZM238 229V230H237ZM251 229V230H252ZM258 229H261V230H259L258 231ZM18 230V231H19ZM17 231V232H18ZM82 231V232H81ZM106 231H107V229H106ZM247 231H245V232H247ZM16 232V233H17ZM262 232V233H261ZM15 233V234H16ZM76 233V232H75ZM84 233V234H83ZM238 233V234H237ZM15 234H12V235H10V236H8V237H12L13 235H15ZM258 234H259V236H258ZM34 235V234H33ZM84 235V236H83ZM239 237H237V236ZM263 235V236H262ZM109 236H110V238H109ZM112 237V238H111ZM83 238V239H82ZM85 238V239H84ZM104 238H107V239H105V240H103ZM246 238L247 239V243L245 242L246 241V239H245V241H244V239ZM95 241H94V240ZM109 239H111V240H109ZM240 239H241V241H240ZM108 240V241H107ZM116 241V239H114L113 238V240L112 241ZM259 240V241H258ZM114 241V242H115ZM242 241H243V243H242ZM255 241V243H254V245H252L253 244V242ZM245 242V243H244ZM250 242V243H249ZM258 242V243H257ZM115 243H117V242H115ZM223 243H225V244H223ZM260 245L259 247H258V245ZM239 246V247H238ZM262 246V247H261ZM245 248V249H244ZM255 248V249H254ZM256 248H259V250L258 249H256ZM256 250V251H255ZM258 250V251H257ZM205 251V252H204ZM253 251V252H252ZM22 253V252H21ZM193 254V255H192ZM0 255H2V254H0ZM207 255V254H206ZM260 255V256H261ZM3 256V258H4V264H11V262H12V258L14 257V256H16L17 257V261L20 263V264H41V260H33V259H28V258H26V257H24V255L22 254L21 256H19V255H13V257H10V259H7V257L6 256H4V255H2ZM260 257L261 259L260 260H263L264 259V257ZM108 258V257H107ZM110 258V257H109ZM207 258H208V255H207ZM233 258V257H232ZM236 258V259H235ZM196 259V260H195ZM156 258H155V262H156ZM238 260V261H237ZM47 261V260H46ZM242 261V262H241ZM246 262V263H245ZM263 262H264V260H263ZM262 262V264H264ZM51 264H55L54 262H51Z\"/></svg>","mask_w":264,"mask_h":264},{"label":"water","instance_id":"water-1","mask_svg":"<svg viewBox=\"0 0 264 264\" xmlns=\"http://www.w3.org/2000/svg\"><path fill=\"white\" fill-rule=\"evenodd\" d=\"M44 206L46 212V204H44ZM41 228H47L49 230H52L59 234L65 241H67L71 245L79 246L78 244H73L72 242H70L67 237L61 233L60 230L45 222L43 216L41 221H36L27 225L26 227L20 229L12 237H8L6 233H3L0 238V254L6 256L7 259H10V257H12L13 255L21 256L22 253L19 249L20 245L24 241L28 240L31 235L35 234Z\"/></svg>","mask_w":264,"mask_h":264}]
</instances>
